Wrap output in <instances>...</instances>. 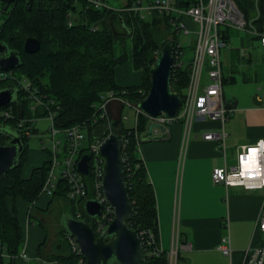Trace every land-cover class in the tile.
Wrapping results in <instances>:
<instances>
[{
  "label": "trees",
  "instance_id": "1",
  "mask_svg": "<svg viewBox=\"0 0 264 264\" xmlns=\"http://www.w3.org/2000/svg\"><path fill=\"white\" fill-rule=\"evenodd\" d=\"M177 2L179 6L186 7L194 0ZM233 2L246 17L252 13L253 0ZM258 9L263 18L264 0L258 2ZM69 10L74 12L76 18V22L71 26H68L66 21V13ZM3 13H6V16L0 22V41L6 42L9 48L18 52L21 63L18 67L7 70L13 77L0 80V86L13 84L17 88V102L4 108H11L12 116L0 115V123L17 128L25 148L18 165L9 169L5 178L0 181V264H14L11 257L20 253L23 240L18 219L7 208L6 198L21 197L33 203L41 193L49 168V154L44 150L47 160L41 166L33 168L28 178L21 176V167L28 148L26 140L29 136L19 129L18 123L21 118L32 116L30 100L18 88V79L21 77L29 79L39 93L54 99L58 105L54 118L58 128L86 124L84 129L87 131L88 139L86 142L84 140L82 154L88 153V144L96 138H104L112 131L123 136L126 141L121 151L125 162L128 195L133 205V217L129 224L136 232L149 229L155 239L154 245H158L154 193L145 165L138 153L139 142L135 135V133L140 135L147 128L148 117L138 112L134 126L126 128L121 120L117 129L109 125L110 120L98 117L94 122L93 119L98 112L97 106L107 100L111 92L135 105L145 97L149 86L148 69L154 61L160 41L165 37H170L173 42L176 40L169 29L167 15L153 11L146 18H141L133 12L95 9L84 1L75 0H32L29 9L25 7L23 0H15ZM109 17L111 25L117 32L128 33L126 37L114 36L108 25ZM260 19L255 22L257 26L260 25ZM92 24H97L98 29L91 30ZM26 36H33L39 40L40 48L36 52L26 53L23 50ZM126 38H131L133 65L142 73V82L139 85L120 86L115 81L114 67L125 61L126 54L114 56V45ZM189 60L190 58L181 67L173 69L170 75L171 88L181 97L187 83ZM16 70L20 74H15ZM122 105L125 106L124 103ZM37 114L43 115V112L38 110ZM24 124L26 126L30 122L26 121ZM31 129L32 133L37 132L35 123ZM3 140L4 138L0 136V143ZM84 178L89 179L85 176ZM67 190V183L59 179L52 194L63 196ZM83 201L82 198L72 199L71 213L75 216L79 213L80 217L92 222L84 213ZM60 232L63 233L61 238L64 237L67 244L60 254L54 255L50 260L55 264H80L83 257L70 251L65 237L66 232L63 229ZM153 247L145 245L147 253L142 264H166L163 251L150 253ZM2 252L5 255H2ZM38 253L41 255V248Z\"/></svg>",
  "mask_w": 264,
  "mask_h": 264
},
{
  "label": "crops",
  "instance_id": "2",
  "mask_svg": "<svg viewBox=\"0 0 264 264\" xmlns=\"http://www.w3.org/2000/svg\"><path fill=\"white\" fill-rule=\"evenodd\" d=\"M186 23L191 22L186 20ZM227 39L230 60L228 75L224 76L222 71L221 52L220 70L223 102L231 111L222 124L225 131L223 149L215 141L201 137L204 131H214L219 127L217 121L209 119L192 122L184 141L182 122L175 121L164 127V138L139 140L138 143V153L154 193L158 244L161 249L167 250L172 235H176L177 264H240L243 251L261 242L255 223L264 201L263 191L225 188L221 184H213L210 179L213 167L235 164L236 153L242 146L252 144L257 139L264 140V105L260 99L264 92L259 93L261 88L251 89L246 83L233 89L224 88L227 83L229 86L234 84L232 68L239 62L250 66L242 74L244 82L257 81L260 77L259 72L251 67L250 53L246 56H240L234 50L232 53L234 47L230 45L228 32ZM127 40V51L121 48L124 42L114 45V56L126 54L125 61L114 67L115 81L120 86L139 85L142 73L133 65L131 41L129 38ZM193 42L194 37L187 45L190 50ZM123 107L118 100H110L107 104L110 120L123 118ZM154 130L155 134H159L158 130ZM41 151L40 154L35 150L32 153L40 160L39 164L28 166L30 150L27 148L26 159L21 167L22 178H28L33 168L47 160L46 152ZM70 199L68 193L61 196L43 192L33 203L21 197L6 198L7 208L18 219L23 233L20 253L11 257L14 264L50 262L51 257L63 251L61 244L57 243L55 251L47 254L52 239L59 238L64 245L66 241L64 237L61 238L63 233L60 232V224L49 237L45 221L56 207L63 208L64 213L69 209L68 213H71L73 204ZM34 219H38V226H35ZM223 235L228 238L229 254H223L218 249ZM39 248L41 255L38 253Z\"/></svg>",
  "mask_w": 264,
  "mask_h": 264
},
{
  "label": "built area",
  "instance_id": "3",
  "mask_svg": "<svg viewBox=\"0 0 264 264\" xmlns=\"http://www.w3.org/2000/svg\"><path fill=\"white\" fill-rule=\"evenodd\" d=\"M79 1H84L88 6L95 9L104 8L113 11L133 12L141 18H146L153 11L164 13L168 17L169 29L174 35L189 33L186 20L194 24V42L187 67V83L178 111L176 110L170 117L159 114L153 118H148V122H155L165 127L172 122L181 121L184 127V141L192 122L205 119L215 120L219 123L218 129L204 131L201 137L215 141L222 150L225 137L222 124L227 119L231 109L224 104L222 98L220 52L223 48L229 46L228 28L249 34L264 47V17L262 18L258 9L260 0H253V15L249 17H246L237 8L233 0H194L186 7L179 6L177 0H119L120 5L118 6L109 4L108 0H75V2ZM3 12L2 1H0V20ZM258 19H260L259 26L255 23ZM66 21L68 26L76 22L72 10L67 11ZM90 29L94 31L98 29V25L92 24ZM172 43L171 71L184 64L182 61L184 51L181 41L176 39L175 42L172 40ZM7 77L13 76L0 70V80ZM18 88L30 100L29 108L32 112L30 118L19 120V129L25 135L30 136L32 134V124L38 118L45 117L50 121L48 138L41 141L42 150L48 151L49 154V168L41 192L51 195L57 181L62 179L68 185L67 193L71 199H86L88 197L96 199L101 204V212L92 219V225L95 234L100 235L114 215L113 206L107 200L101 188L104 158L99 154L98 147L103 138H96L88 144L87 151L90 154V175L88 179L90 187H88V180L77 169V161L84 147V133L82 130L86 124H75L64 129L58 128L54 121L58 105L54 99L39 93L33 83L26 77L18 79ZM114 99L135 109V122L137 113L140 112L135 104L129 103L121 96H116L113 92L110 93L107 100L97 106L98 112L93 121H97L98 117L107 121L110 120L107 104ZM260 99L264 105V95ZM38 110L42 111L43 115L37 116ZM0 115L11 117V108H3ZM26 121H29L30 124L25 126ZM58 134H62V136L57 137ZM135 135L139 142V135L137 133ZM125 141L122 136L121 150ZM210 179L213 184H221L225 188L240 187L244 190H262L264 193V140L257 139L252 144L242 146L236 153L235 164L229 167L224 165L213 167L210 172ZM89 194L90 196H88ZM77 216H80V214L77 213ZM255 229L259 232L261 242L255 246H248L243 251L240 264H264V201L256 219ZM137 233L144 248L145 245L154 246L150 253L163 251L166 264H177L178 241L176 235H172L170 247L163 250L159 244L154 245L155 239L149 229H141ZM65 237L70 251L80 254L77 241L68 234ZM218 249L223 254H229L230 248L226 235L221 237ZM2 255H5V253L2 252ZM21 255L24 256V253L21 252ZM49 264H55V262L50 261Z\"/></svg>",
  "mask_w": 264,
  "mask_h": 264
},
{
  "label": "water",
  "instance_id": "4",
  "mask_svg": "<svg viewBox=\"0 0 264 264\" xmlns=\"http://www.w3.org/2000/svg\"><path fill=\"white\" fill-rule=\"evenodd\" d=\"M3 10L15 0H0ZM25 7L30 8L32 0H23ZM108 25L114 36L126 37V33L117 32ZM129 32V29L127 30ZM40 42L36 37L26 36L23 50L26 53L36 52ZM173 43L170 37L163 38L158 46L157 54L148 69L149 86L143 99L136 103V108L153 118L159 114L172 116L178 109L181 96L170 85ZM18 52L9 48L4 41H0V70L7 71L20 65ZM17 102V88L13 84L0 86V109ZM121 119L110 120L109 125L117 129ZM159 134H155V130ZM166 135L164 127L155 122H148L147 128L140 133L141 141L160 140ZM0 136L4 138L0 143V181L5 178L12 167L18 165L19 158L24 151L25 144L19 130L11 125L0 123ZM122 135L116 131L108 133L98 147L99 154L104 158L101 188L107 200L114 209L110 223L100 235H96L90 220L64 214L62 229L73 237L80 249L83 261L80 264H142L146 257L138 233L130 226L133 217V205L129 199L126 185L125 162L121 151ZM90 155L83 153L77 161V169L85 177H89ZM84 213L94 219L101 212V204L94 198L88 197L83 201Z\"/></svg>",
  "mask_w": 264,
  "mask_h": 264
},
{
  "label": "rangeland",
  "instance_id": "5",
  "mask_svg": "<svg viewBox=\"0 0 264 264\" xmlns=\"http://www.w3.org/2000/svg\"><path fill=\"white\" fill-rule=\"evenodd\" d=\"M206 1V0H203ZM109 4L113 5V6H118L120 5V1L119 0H108ZM6 16V13H3L1 20L2 21ZM187 28L189 30L188 34H182L180 33L179 35H175L176 39H179L181 41L182 44V49L184 51V56L182 58V61L185 62L188 57L191 56V50L190 47L188 48V44L189 41L191 39H193L194 37V24L192 23H188L187 24ZM228 34L231 37V47L232 48V53L233 50L235 53L239 54L240 56H246L248 55V53H250L251 55V67L259 72L260 77L257 79V81H246L244 82L242 79V74L246 69H250V66H246L243 63L239 62L237 64H235L234 69L232 68V74L233 77L235 78V82L234 84H231L229 86V84L227 83L225 85V89H227V87L230 88H234L237 87L238 85H241L243 83H246L249 85V87L251 89H255L256 87H260L261 91H259V93L264 92V47L262 45L259 44V42L256 39H253L252 37H250L249 34L244 33L243 31H239L233 28H228ZM129 41H131V38H129ZM123 47L121 46V48L125 51L128 50L129 47V42L126 39H124L123 41ZM228 49L227 48H223L221 50V62H222V71L224 76L228 75L229 72V64H230V60L228 57V53H227ZM262 57V58H261ZM129 63V62H128ZM203 73H204V69H203ZM15 74H20L19 71L16 70ZM20 76V75H18ZM134 109L132 107H129L127 105H125L123 107V116H125V118L122 119L123 125L126 128H130L132 126H134ZM50 126V121L45 118V117H40L36 120L35 122V128L37 129V133L34 134H30L29 138L26 140V144L29 147L30 150V159L28 162V166L31 165H36L39 164L40 160L36 159V155L32 154L35 151H37L39 154L42 152V143L41 141L43 139L47 140V135H48V128ZM84 133V140L86 142V140L88 139V135H87V131L85 129L82 130ZM62 136V134H58L57 137ZM49 143V142H48ZM84 144V142H83ZM32 150V151H31ZM36 159V160H35ZM66 207H68V205H66ZM69 208V207H68ZM63 208H58L56 207L53 211H52V215L49 216V219H46L45 223L47 225V229H48V234L49 237H52L53 234V229L57 228L59 226V224H62V218L64 216V214L69 212V209L66 210V213H64ZM49 220V221H48ZM35 222V226H38V219H34ZM59 243L61 244V248H63L67 242L64 245V242H62L59 238L56 239H52L51 245L49 246L48 251V255L51 254L52 252L55 251V246L56 244ZM37 264H49L48 261L46 262H42V263H37Z\"/></svg>",
  "mask_w": 264,
  "mask_h": 264
},
{
  "label": "flooded vegetation",
  "instance_id": "6",
  "mask_svg": "<svg viewBox=\"0 0 264 264\" xmlns=\"http://www.w3.org/2000/svg\"><path fill=\"white\" fill-rule=\"evenodd\" d=\"M7 72V71H6ZM92 223V222H91ZM83 261V260H82ZM81 263V262H80Z\"/></svg>",
  "mask_w": 264,
  "mask_h": 264
}]
</instances>
